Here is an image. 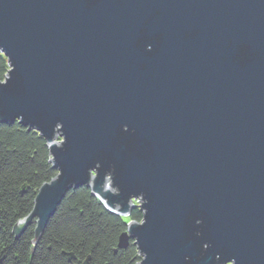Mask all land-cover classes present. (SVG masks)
Instances as JSON below:
<instances>
[{
	"label": "water",
	"instance_id": "water-1",
	"mask_svg": "<svg viewBox=\"0 0 264 264\" xmlns=\"http://www.w3.org/2000/svg\"><path fill=\"white\" fill-rule=\"evenodd\" d=\"M0 53L58 173L15 235L85 186L138 264H264V0H0Z\"/></svg>",
	"mask_w": 264,
	"mask_h": 264
},
{
	"label": "trees",
	"instance_id": "trees-1",
	"mask_svg": "<svg viewBox=\"0 0 264 264\" xmlns=\"http://www.w3.org/2000/svg\"><path fill=\"white\" fill-rule=\"evenodd\" d=\"M9 71L0 53V82ZM47 141L36 131L0 122V264H138L131 241L118 249L129 222L140 223L134 208L128 219L109 211L88 187L70 190L40 239L36 221L20 235L19 222L28 218L43 184L57 176Z\"/></svg>",
	"mask_w": 264,
	"mask_h": 264
},
{
	"label": "rangeland",
	"instance_id": "rangeland-1",
	"mask_svg": "<svg viewBox=\"0 0 264 264\" xmlns=\"http://www.w3.org/2000/svg\"><path fill=\"white\" fill-rule=\"evenodd\" d=\"M134 204L138 205V202H135ZM125 218H127V219H128V217H125ZM129 223H131V222H129Z\"/></svg>",
	"mask_w": 264,
	"mask_h": 264
}]
</instances>
